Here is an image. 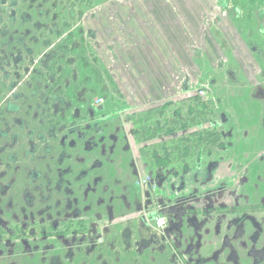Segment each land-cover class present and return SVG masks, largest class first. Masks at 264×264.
I'll return each instance as SVG.
<instances>
[{"label": "flooded vegetation", "instance_id": "1", "mask_svg": "<svg viewBox=\"0 0 264 264\" xmlns=\"http://www.w3.org/2000/svg\"><path fill=\"white\" fill-rule=\"evenodd\" d=\"M208 1L157 65L134 0H0V264H264V0Z\"/></svg>", "mask_w": 264, "mask_h": 264}, {"label": "crops", "instance_id": "2", "mask_svg": "<svg viewBox=\"0 0 264 264\" xmlns=\"http://www.w3.org/2000/svg\"><path fill=\"white\" fill-rule=\"evenodd\" d=\"M134 1L142 6V10H136L128 21L121 17L114 25H111L107 23L106 15H103V22L110 29L112 28L111 35L115 40L119 37V40H116L118 45L124 40L130 46L140 47L143 53L141 58L157 65L179 56L166 50H179L181 44L188 47L189 37L184 36L183 28L192 29V27L200 26L201 17L207 11L213 16L219 12L218 6L209 7L208 0ZM121 23H125L124 28ZM158 34H163L165 40L160 42ZM179 34L182 35L181 39ZM133 55L130 54L131 59H135Z\"/></svg>", "mask_w": 264, "mask_h": 264}, {"label": "rangeland", "instance_id": "3", "mask_svg": "<svg viewBox=\"0 0 264 264\" xmlns=\"http://www.w3.org/2000/svg\"><path fill=\"white\" fill-rule=\"evenodd\" d=\"M193 29H195V27L193 28L192 27V29L190 28H183V33H184V36L185 37H190V35H189V31L190 30H192L193 31ZM175 35V34H174ZM158 36V38H159V41L160 42H162L163 40H165V36L163 35V34H158L157 35ZM181 37H182V35H180L179 34V39H181ZM187 37V38H188ZM191 39L189 38V41H190ZM170 51L169 52H171V53H173L174 52V50H172V49H169ZM175 53V52H174ZM179 53H181L180 54V56H181V58H184V59H188L189 58V50L186 48V47H184V45L183 44H181V45H179Z\"/></svg>", "mask_w": 264, "mask_h": 264}, {"label": "built area", "instance_id": "4", "mask_svg": "<svg viewBox=\"0 0 264 264\" xmlns=\"http://www.w3.org/2000/svg\"><path fill=\"white\" fill-rule=\"evenodd\" d=\"M157 225H158V227H161V221L160 220L157 221Z\"/></svg>", "mask_w": 264, "mask_h": 264}]
</instances>
